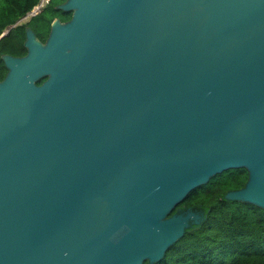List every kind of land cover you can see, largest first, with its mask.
I'll use <instances>...</instances> for the list:
<instances>
[{
	"label": "water",
	"instance_id": "1",
	"mask_svg": "<svg viewBox=\"0 0 264 264\" xmlns=\"http://www.w3.org/2000/svg\"><path fill=\"white\" fill-rule=\"evenodd\" d=\"M54 9L1 58L0 264L158 260L207 206L168 212L230 167L220 198L264 208V0Z\"/></svg>",
	"mask_w": 264,
	"mask_h": 264
},
{
	"label": "trees",
	"instance_id": "2",
	"mask_svg": "<svg viewBox=\"0 0 264 264\" xmlns=\"http://www.w3.org/2000/svg\"><path fill=\"white\" fill-rule=\"evenodd\" d=\"M37 0H0V53L24 50L25 27L44 40L52 18L65 21L71 12L54 9L63 0H47L36 13L18 21ZM1 74V68H0ZM247 176L244 167H230L210 175L188 190L176 207L207 206L197 226L183 233L153 262L140 264H264V208L247 201L221 199L220 194L240 187Z\"/></svg>",
	"mask_w": 264,
	"mask_h": 264
},
{
	"label": "flooded vegetation",
	"instance_id": "3",
	"mask_svg": "<svg viewBox=\"0 0 264 264\" xmlns=\"http://www.w3.org/2000/svg\"><path fill=\"white\" fill-rule=\"evenodd\" d=\"M43 41L44 40H41L40 42H43ZM14 49L17 51L16 53H9V52H1L0 53V68H1L0 79L3 78V76H4V63L1 61L2 55L3 54H8V55H11V56H21V55L25 54V52H26V48L25 47H24L23 51H22V49L19 46H16ZM45 77H46V74L39 75L36 79L33 80V83L34 84H40L45 79Z\"/></svg>",
	"mask_w": 264,
	"mask_h": 264
},
{
	"label": "built area",
	"instance_id": "4",
	"mask_svg": "<svg viewBox=\"0 0 264 264\" xmlns=\"http://www.w3.org/2000/svg\"><path fill=\"white\" fill-rule=\"evenodd\" d=\"M47 0H37L35 4L32 5V7L23 15L24 16H30L37 11L43 6L44 3H46Z\"/></svg>",
	"mask_w": 264,
	"mask_h": 264
},
{
	"label": "rangeland",
	"instance_id": "5",
	"mask_svg": "<svg viewBox=\"0 0 264 264\" xmlns=\"http://www.w3.org/2000/svg\"><path fill=\"white\" fill-rule=\"evenodd\" d=\"M28 18V16H24V17H22L21 19H20V21H23V20H25V19H27Z\"/></svg>",
	"mask_w": 264,
	"mask_h": 264
}]
</instances>
